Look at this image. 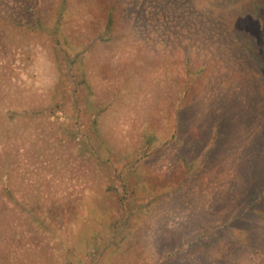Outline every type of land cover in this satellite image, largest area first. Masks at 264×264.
<instances>
[{"label":"rangeland","instance_id":"374dc122","mask_svg":"<svg viewBox=\"0 0 264 264\" xmlns=\"http://www.w3.org/2000/svg\"><path fill=\"white\" fill-rule=\"evenodd\" d=\"M0 264H264V0H0Z\"/></svg>","mask_w":264,"mask_h":264},{"label":"trees","instance_id":"16d2710c","mask_svg":"<svg viewBox=\"0 0 264 264\" xmlns=\"http://www.w3.org/2000/svg\"><path fill=\"white\" fill-rule=\"evenodd\" d=\"M98 258H99V256H98V257H96V260H98Z\"/></svg>","mask_w":264,"mask_h":264}]
</instances>
